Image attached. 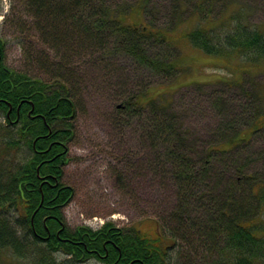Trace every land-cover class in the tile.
<instances>
[{
	"label": "rangeland",
	"instance_id": "rangeland-1",
	"mask_svg": "<svg viewBox=\"0 0 264 264\" xmlns=\"http://www.w3.org/2000/svg\"><path fill=\"white\" fill-rule=\"evenodd\" d=\"M50 1L63 4L67 0ZM91 1L96 9H115L124 16L121 21L132 27L148 23L163 28L173 42L143 37L141 48L147 57L162 63L174 60L177 66L169 72L160 70L125 51L119 33L107 28L96 31L95 16L84 18L81 27L90 28L101 45L77 32L69 42L71 48L59 50L40 29L46 22L32 16L27 0H0L4 64L42 77L52 88L67 73H74L75 87L70 89L75 103L74 134L67 143L62 176L74 193L62 208L63 223L70 230L81 225L96 228L107 220L126 230L153 228L164 232L167 264H208L211 253L195 227L207 222L212 227L209 217L215 210H200L198 205L201 201L215 205L221 198L243 205L246 191L236 174L264 176V61L205 53L188 42L185 32L199 19L206 20L207 26L224 23L216 29L222 37L233 23L264 29V0H145L141 8L140 0ZM63 20L65 26L58 25L59 30L71 33L73 19ZM49 22L56 24L53 18ZM149 91L152 97L166 92L156 101L168 96L171 116L164 118L167 125L170 119L175 123L177 132L159 133L151 124V106H133L137 96ZM256 120L262 126L249 133L254 128H247ZM0 123H5L2 113ZM237 134L244 140L236 146ZM228 141L223 145L227 149L217 146ZM175 148L190 162L187 171L192 179L187 174L185 182L176 180L168 159ZM15 157L18 160L19 154ZM227 191L230 197L224 198ZM179 222L185 238L175 234L174 240L170 235ZM223 235L216 233L214 244ZM209 249L213 250L212 244ZM55 254L59 260L66 257ZM74 264L105 263L91 258Z\"/></svg>",
	"mask_w": 264,
	"mask_h": 264
},
{
	"label": "trees",
	"instance_id": "trees-1",
	"mask_svg": "<svg viewBox=\"0 0 264 264\" xmlns=\"http://www.w3.org/2000/svg\"><path fill=\"white\" fill-rule=\"evenodd\" d=\"M144 1L140 0L138 8ZM27 2L32 16L44 19L47 26L40 29L51 36L59 50L63 46L70 49L69 42L77 32L101 45L102 40L98 37L94 40L90 28L81 27L84 18L95 16L96 31L107 28L119 33L125 51L154 68L168 72L176 69L174 60L156 61L147 57L141 48L140 38L167 39L163 28L148 23L132 27L121 21L120 17L124 16L115 9H96L91 0H67L63 4L50 0ZM234 12L229 19L234 17ZM52 18L56 24L49 22ZM63 19H73L71 33L59 30ZM205 21L199 20L185 32L193 47L217 56L237 54L252 63L264 61V29L245 22L233 23L222 37L216 29L224 23L207 26ZM4 51L5 41L0 37V113L5 120L0 123V264H74L92 257L106 264H167L164 232L158 233L153 228L147 232L139 227L126 230L111 220L98 228L81 225L70 230L65 227L62 208L72 198L74 189L62 182V176L68 160L67 143L74 134L75 103L64 84L74 78V73H67L64 81L60 79L55 83L56 88H52L42 77L4 64ZM131 103L139 105L135 100ZM149 104L152 127L159 133L177 132L175 123L170 119L167 125L164 118L171 116L167 111L169 104L156 103L154 99ZM23 147L25 152L21 151ZM179 153L175 148L168 159L175 168L176 180L185 182L187 174L190 177L187 169L191 170V166L182 157L184 153ZM16 154H19L18 160ZM236 178L242 181V191H246L243 205H233L222 198L215 205L205 206L202 201L198 205L200 210L214 209L213 215H218L212 217V227L206 226L208 222L195 227L199 240L211 253L205 263L264 264V176L257 179L253 172L239 171ZM223 197H230L228 191ZM180 224L170 235L174 240L175 234L185 238ZM216 233L224 235L221 242L214 244ZM56 252L66 257L59 260Z\"/></svg>",
	"mask_w": 264,
	"mask_h": 264
},
{
	"label": "bare ground",
	"instance_id": "bare-ground-1",
	"mask_svg": "<svg viewBox=\"0 0 264 264\" xmlns=\"http://www.w3.org/2000/svg\"><path fill=\"white\" fill-rule=\"evenodd\" d=\"M64 86H66L67 89H69V92H70V89H71V88H74V87H75L74 84L71 83V81H70V82H69V81L66 82V83L64 84ZM67 89H65V91H68ZM70 93H71V92H70ZM241 176H242V175H241ZM213 216H214L215 218H217L218 215H216V216L213 215ZM213 216H212V217H213ZM212 217H210V218L212 219Z\"/></svg>",
	"mask_w": 264,
	"mask_h": 264
}]
</instances>
